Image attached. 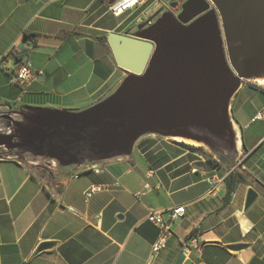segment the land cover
<instances>
[{
    "label": "crops",
    "instance_id": "crops-1",
    "mask_svg": "<svg viewBox=\"0 0 264 264\" xmlns=\"http://www.w3.org/2000/svg\"><path fill=\"white\" fill-rule=\"evenodd\" d=\"M173 1L148 0L119 23L99 0H0V101L54 108L91 103L119 70L102 35L122 33L156 4ZM22 59L34 74L26 88L10 82ZM259 111L262 119L252 121ZM232 113L251 123L247 130L260 124L239 158L246 182L227 203L223 167L208 168L201 154L165 140L148 147L146 139L131 160L66 178L0 159V264H264V99L244 116L233 100ZM160 151L168 161L153 159ZM93 185L102 189L86 198ZM249 187L258 197L243 211ZM177 205H184L183 216L169 222L166 247L152 254L158 229L146 220L148 211ZM190 235L199 248L183 257L180 242ZM44 242L52 246L37 252ZM236 243L248 247L226 249Z\"/></svg>",
    "mask_w": 264,
    "mask_h": 264
},
{
    "label": "water",
    "instance_id": "water-1",
    "mask_svg": "<svg viewBox=\"0 0 264 264\" xmlns=\"http://www.w3.org/2000/svg\"><path fill=\"white\" fill-rule=\"evenodd\" d=\"M105 39L121 76L91 103L0 101V159L66 178L131 160L139 141L151 138L200 147L223 168L240 163L232 103L245 83L264 89V0L172 2L150 21ZM257 197L249 187L243 211ZM51 246L44 242L36 251ZM247 247L226 245L234 252Z\"/></svg>",
    "mask_w": 264,
    "mask_h": 264
},
{
    "label": "built area",
    "instance_id": "built-area-1",
    "mask_svg": "<svg viewBox=\"0 0 264 264\" xmlns=\"http://www.w3.org/2000/svg\"><path fill=\"white\" fill-rule=\"evenodd\" d=\"M105 7L108 13L114 17L132 15L138 9H142L148 0H99ZM143 16H148L147 13H144ZM34 78L32 71L31 63L28 59H22L16 62L10 82L14 85H17L21 88H26ZM262 112H257L252 121L261 120ZM98 165H92L85 167L84 170H93L96 173L100 172V169L97 168ZM235 167L230 168L226 171V174L223 176L224 179L230 171ZM102 189L100 185L91 186L86 192L85 197L89 198L95 192H98ZM184 214V205H177L172 208H168L164 211H155L150 209L146 215V220L152 223L158 229V235L156 239L151 244L152 254H157L166 247L167 239L170 235L169 222L173 221L179 217H182ZM199 248L198 239L195 235H190L185 239L180 247V253L183 257H187L192 251Z\"/></svg>",
    "mask_w": 264,
    "mask_h": 264
},
{
    "label": "trees",
    "instance_id": "trees-1",
    "mask_svg": "<svg viewBox=\"0 0 264 264\" xmlns=\"http://www.w3.org/2000/svg\"><path fill=\"white\" fill-rule=\"evenodd\" d=\"M111 15V14H110ZM112 16V15H111ZM103 39H105V34L102 35ZM121 76V71L120 69L118 70V73L116 75L115 78H119ZM117 80V79H116ZM254 90L257 91V96L258 98H260L261 100L264 99V89L254 86V85H250ZM109 87V84L106 86V88L104 90L101 91V94ZM157 140L156 139H151L148 138L147 139V143H148V147L152 146ZM163 141V140H162ZM171 143L177 144L178 146H181L191 152H196L201 154L202 156H204L205 160H206V164L208 168H217L220 169L222 168L217 161L213 160L211 158V156L209 154H207L206 152H204L200 147H196L193 145H189L183 142H175V141H169ZM140 143H138L136 145V147L139 145ZM166 144V143H164ZM166 146L168 148H171L169 145L166 144ZM135 147V148H136ZM258 147H256L255 149H257ZM146 156L150 157L151 152H147L145 154ZM159 159L160 162H165L169 160V157L167 155H165V153L163 151L157 152L156 155L153 157V159ZM245 160V159H244ZM244 160L241 161V163L235 167L232 171L229 172V174L225 177V183H226V187H225V193L223 196V201L224 203H227L232 195V193L235 190V187L239 184V183H244L246 182L245 180V175L242 173V171L240 172L239 168H241V166H243ZM223 169V168H222ZM38 172L40 174H44L43 170H38ZM188 238V237H186ZM183 241L180 242V247L182 246Z\"/></svg>",
    "mask_w": 264,
    "mask_h": 264
},
{
    "label": "rangeland",
    "instance_id": "rangeland-1",
    "mask_svg": "<svg viewBox=\"0 0 264 264\" xmlns=\"http://www.w3.org/2000/svg\"><path fill=\"white\" fill-rule=\"evenodd\" d=\"M183 1L184 0H176V1H173V2H177L178 4H181ZM168 5H169V3L168 4L167 3L156 4L155 6H153V9L151 10V12H148V14H147L148 16L147 17L146 16H142L141 19H140V22L137 23V24H141V23H145V22L150 21L152 15L154 14V12L157 9H159V8H161L163 6H168ZM172 12L176 14V12H174V11H172ZM115 20L120 23V22L126 21L127 19L125 20L124 16H119V17H115ZM130 26H132V25H130ZM250 85L251 84L245 83L242 86V88L239 90V92L236 94L235 99H234V111L241 113L242 116H244L246 114L247 108L256 107V104L259 102V100H261L257 96V91L254 90ZM254 95L257 96V99L254 97ZM252 100H255V101L253 102ZM80 107H82V106H80ZM76 108H79V107H76ZM232 114H233L234 119L237 121V123H238V125L240 126V129H241L242 141H243L242 151L248 150L249 146H251V143H250L247 135L250 133L251 129H253V127L259 125L260 122H256V123L252 124L251 128L247 130L248 125H250L251 123H249V121H247V123H244L242 119H240L238 117H235L234 113H232ZM256 121H260V120H256ZM246 124H248V125H246ZM146 139H148V138H144V139L140 140L139 143H141L142 141H144ZM134 153H136V152H133V154ZM102 166H103V164L99 165L100 168ZM232 167L223 168L222 170L224 172H226Z\"/></svg>",
    "mask_w": 264,
    "mask_h": 264
},
{
    "label": "flooded vegetation",
    "instance_id": "flooded-vegetation-1",
    "mask_svg": "<svg viewBox=\"0 0 264 264\" xmlns=\"http://www.w3.org/2000/svg\"><path fill=\"white\" fill-rule=\"evenodd\" d=\"M172 11L178 13V12H179V8H178V6H176V8H173Z\"/></svg>",
    "mask_w": 264,
    "mask_h": 264
},
{
    "label": "bare ground",
    "instance_id": "bare-ground-1",
    "mask_svg": "<svg viewBox=\"0 0 264 264\" xmlns=\"http://www.w3.org/2000/svg\"><path fill=\"white\" fill-rule=\"evenodd\" d=\"M264 86V81L260 82Z\"/></svg>",
    "mask_w": 264,
    "mask_h": 264
}]
</instances>
